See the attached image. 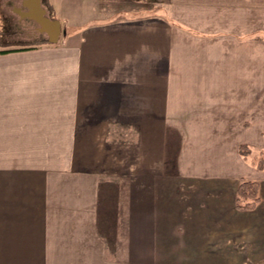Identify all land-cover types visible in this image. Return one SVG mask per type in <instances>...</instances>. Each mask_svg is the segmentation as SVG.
Listing matches in <instances>:
<instances>
[{
  "label": "crops",
  "instance_id": "1",
  "mask_svg": "<svg viewBox=\"0 0 264 264\" xmlns=\"http://www.w3.org/2000/svg\"><path fill=\"white\" fill-rule=\"evenodd\" d=\"M36 1L0 0V264H264V0H96L28 47Z\"/></svg>",
  "mask_w": 264,
  "mask_h": 264
},
{
  "label": "rangeland",
  "instance_id": "2",
  "mask_svg": "<svg viewBox=\"0 0 264 264\" xmlns=\"http://www.w3.org/2000/svg\"><path fill=\"white\" fill-rule=\"evenodd\" d=\"M86 1V2H85ZM96 0H84L83 3H68V5L60 6L61 9L59 12H55L54 17L56 19H60L61 24V32L64 30L65 32H69L70 30L80 27L83 25H88L96 22V13L98 10H102V13L105 15L107 12L110 11V8H114L115 6L110 5H97ZM165 3V0H128V7L131 9V11H125L123 13H114L112 14V17H120V16H135V15H141L144 11H150L153 8H155L156 5ZM117 4V3H116ZM115 4V5H116ZM26 5V4H25ZM24 6V5H23ZM125 7V6H121ZM141 8V9H140ZM24 13V11H22ZM19 12L20 14L22 13ZM103 15V14H100ZM22 16V15H21ZM26 17V16H22ZM19 17L16 16V20H18ZM2 23H0V38L3 36L1 29H4L6 27L3 25L7 20H1ZM12 21V20H11ZM13 22V21H12ZM9 22L12 26L13 23ZM18 22V21H17ZM28 22V21H26ZM36 20L30 25H27L24 27L25 30H23L22 36L25 38L30 37L29 39L34 42L39 38H46L45 36L37 37V29H36ZM38 24V23H37ZM15 27L13 26V29ZM6 32V31H4ZM63 35V33H61ZM259 156V155H258ZM257 159V158H256Z\"/></svg>",
  "mask_w": 264,
  "mask_h": 264
},
{
  "label": "trees",
  "instance_id": "3",
  "mask_svg": "<svg viewBox=\"0 0 264 264\" xmlns=\"http://www.w3.org/2000/svg\"><path fill=\"white\" fill-rule=\"evenodd\" d=\"M45 1V0H44ZM49 7V6H48ZM42 42H48L47 38H39L36 41H30L28 47H33ZM238 152L242 157H247L250 154V148L246 144H240L238 147ZM254 165L256 168L262 170L264 169V150L259 153L257 159L254 160ZM258 181L242 179L240 180L235 196V207L238 210H251L253 209L259 201L258 196Z\"/></svg>",
  "mask_w": 264,
  "mask_h": 264
},
{
  "label": "water",
  "instance_id": "4",
  "mask_svg": "<svg viewBox=\"0 0 264 264\" xmlns=\"http://www.w3.org/2000/svg\"><path fill=\"white\" fill-rule=\"evenodd\" d=\"M34 5L30 6V15L39 24V30L47 34V40L50 43H56L61 33V24L58 19L50 18L45 15V10L39 5L38 0Z\"/></svg>",
  "mask_w": 264,
  "mask_h": 264
}]
</instances>
